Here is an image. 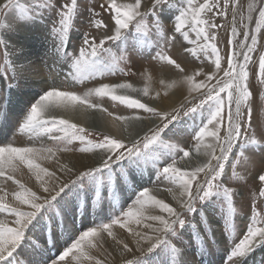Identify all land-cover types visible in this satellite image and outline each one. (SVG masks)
I'll return each mask as SVG.
<instances>
[{"label":"snow or ice","instance_id":"1","mask_svg":"<svg viewBox=\"0 0 264 264\" xmlns=\"http://www.w3.org/2000/svg\"><path fill=\"white\" fill-rule=\"evenodd\" d=\"M99 7L108 13L111 27L98 18L100 12L89 7L91 26L104 34L97 37L83 32L81 44L73 50L69 47L72 33L78 31L76 21L84 13L81 0L0 3V59L5 67L0 71V129L14 119L16 133L34 141L46 137L55 145H0V178L17 186L11 192L12 202L0 187V217H4L0 218V264H105L93 255L105 236L121 246L122 257L131 254L123 264H194L197 253L201 257L209 254L217 242L211 224L218 212L225 238L238 232L236 192L227 184L242 180L238 168L250 163L257 153L264 154V129L257 132L252 123L250 85L253 75L264 85V0L248 3L246 15L240 10V0H151L147 10L143 0H103ZM229 8L230 48L222 56L217 36L223 25L216 19L227 20ZM165 13L170 14L167 24ZM238 16L243 33L237 26ZM38 27L45 30V43L63 64L65 81L84 84L134 75L135 54L163 70L181 74L171 84L160 80L165 96L167 89L177 86H185L188 96H199L193 97L195 102L186 97L187 104L161 110L126 94L140 92L147 97V85L140 89L130 82H101L81 94L54 82L22 99L16 112L13 96L22 95V85L27 84L23 72L16 69L31 63L32 33ZM177 36L185 44V53L196 61H211L215 70L203 73L202 80L197 79L200 71L184 75L185 68L168 54ZM258 48L253 72L251 62ZM10 50H14L11 55ZM141 75L149 82L153 79L147 69ZM92 97H108L134 110L132 116L117 119L143 122L154 117L156 122L142 137L126 143L107 135L91 139L85 128L51 115L80 105L106 111L93 103ZM155 97L159 100L161 92H155ZM189 120L193 125L190 132L185 127ZM186 138L193 142L190 148L183 146ZM70 151L91 153L98 163L83 170L58 163L55 171L40 163L57 152ZM193 152L205 158L201 166H177L178 160ZM22 165L35 177L37 190L16 178ZM258 179L264 185V174ZM161 180L179 190L172 195L176 207L158 198L149 186ZM167 190L172 192V188ZM258 197L264 200V187ZM117 227L132 237L134 246L117 240ZM65 234L67 239L58 248L59 238ZM258 248H264V209L254 208L243 234L227 248L224 264H249Z\"/></svg>","mask_w":264,"mask_h":264},{"label":"rangeland","instance_id":"2","mask_svg":"<svg viewBox=\"0 0 264 264\" xmlns=\"http://www.w3.org/2000/svg\"><path fill=\"white\" fill-rule=\"evenodd\" d=\"M102 2H103V0H91V2H89V0H81V4L84 8V13L82 16L78 17V19L76 21V28L78 29V31H74L72 33V39H71V42L69 45V47L71 49L75 50L79 47V45L81 44V34L85 31H87L91 35H94L97 37H102L104 34L103 30H95L91 26V24L89 22L90 21V15L87 11V9L89 7H93V8H95V10L97 12H100L101 15L98 18L104 19L109 24V27H111V21L109 20L108 13L101 10L99 7V4ZM125 2H131V0H125ZM250 2H252V0H240V10L244 11L245 15H246L247 4ZM150 3H151V0H143L144 10H147L150 7ZM169 15H170L169 13H165V23L166 24H167V20H168ZM253 15H254V21L257 20L258 19V11L256 13H254ZM230 20H231V8H229V17L227 20H225L223 18H219V17L216 19V23L223 25V27L218 30V36H217V44H218V47L221 49V55L222 56L227 51H229V48H230V46L228 44V40L230 38V26H231ZM237 26H238L239 30L241 31V33H243V31L245 29L240 24L239 16L237 18ZM170 27L171 26L169 25V28ZM251 27L254 28V23ZM44 32H45L44 29L38 27L36 29V31L34 33H32L31 54L29 56L31 63L26 65L23 69H20V68L16 69L17 72L22 71L24 76L27 79V84L22 85V93L23 94L22 95L16 94L13 96V107H14V110L16 112L19 111L22 98L25 99V96L27 95V93H29V91H31L32 88H34L33 85L38 87V85L40 86V84H42V82L44 83L45 81H47L46 80L47 75H49L50 71H53L55 69V68H53L54 67L53 60L56 61L57 64L60 63V62H58V58H57L56 54L54 52L50 51V44L45 43ZM41 42L44 43L42 46H41ZM182 44H184V43L181 42V38L179 36H177V39H176V41L173 42L168 54L171 55L173 58H175L177 60V62H179L182 65V67L185 68V70L187 68L189 69V70L185 71L184 75H188V74L191 75V74H193L192 72H194V71H200L202 73V75L197 77V79L202 80V79H204L203 73H210V72H213L215 70L214 65L211 63V61H208V60L196 61L195 59L190 57V55L185 53V51H184L185 44L184 45H182ZM13 51L14 50H10V55L12 54ZM259 51H260V49L258 48L257 53L253 54V60L251 62L253 72L256 70L257 65H258V52ZM132 58H133V63L131 65V67H132V71L135 73L134 75H131V74L130 75H115L112 77H108L104 81H99V80L88 81V82H85L84 84H73L72 83V86L76 89L74 91L83 94L84 92L87 91L88 88L93 87L95 85H98L101 82L111 83V84H115V83H119V82H130V83L135 85V86L133 85L134 87L142 89L148 83L147 80H143L145 78V76L141 75V72L145 69H147L148 71L151 72V75H152L154 80L155 79L156 80L157 79L158 80L159 79L166 80L169 78L171 81H173V80L178 79V77L181 75L177 72L172 71L171 69L163 70L161 67L156 66L154 64H150V63H148V61L136 56L135 54H133ZM222 64H223V61H222ZM4 70H5L4 64L2 62V59H0V71H4ZM8 70L10 71L11 69H8ZM169 71L172 74V77H169V74H168ZM43 75H44V77H43ZM41 77H43V78H41ZM50 80L52 81V79H50ZM250 85H251V89L253 92L252 123H253V127L257 130V132H259L260 129H264V85H260L258 80L256 79V77L254 75L252 76V78L250 80ZM63 87L67 89V87H65V85H63ZM35 89L38 90V88H35ZM39 91H41V90H38L37 92H39ZM138 93H140V92H129L126 94H129L134 98H140L141 102L147 103V104H149V106L156 107L155 106L157 104L156 102L155 103L153 102L154 104H150V102L148 103L144 99H142L138 95ZM193 94H195V96ZM193 94H192V96H194V97L199 96V93H193ZM188 97L189 98L187 100H193V97L192 98L190 96H188ZM91 99H92L93 103L99 104L102 106L103 109H106V111H102L100 109H91V111L97 110L100 113L102 112V114L110 112L116 118L118 116H132L134 114V110L127 108L125 105H122L119 102H114L108 97H105V98L92 97ZM187 100H186V102H184V103L182 102V103L187 104ZM193 102H195V101L193 100ZM75 109L77 110V113H78V110L84 111L85 112L84 115H86L87 109L90 110V108H87L86 106H82V105L77 106ZM77 113H75V115ZM78 114H80V113H78ZM78 114L76 116H80ZM141 114H143V113H141ZM57 118H62V117H57ZM149 119H151V121L156 122L154 117H149L146 120L149 121ZM146 120H144L143 122L134 121V120H131V121L121 120L119 127L121 128V131L129 132L130 136L134 135V134H140V133H142V131L144 129L143 126L145 125ZM73 121L76 122L77 119L76 120L73 119ZM196 123H199V118H197ZM14 125H15V120L13 119V121L10 122V124L7 127L0 129V145H2L5 142H10L14 138L16 139V142H18V140H21V141L24 140L23 141L24 143H20V146L21 145L22 146L31 145L30 140L28 138L27 139L24 138V135L21 134L19 138H17L18 136L15 137L16 134H18V133H16ZM185 127L190 132L192 127H193L192 122L190 120L187 121ZM83 128H85L89 133L92 134L90 138L94 139V140L100 139L105 135L111 136L108 134L107 129L102 131V132L101 131L97 132V131L91 130L90 128L85 127V126H83ZM142 136H143V133L139 137H142ZM111 137H113V136H111ZM113 138H116V137H113ZM50 142H52V141H50ZM125 142L131 143L132 141L129 142L128 140H126ZM192 143L193 142L191 140L186 138L183 141V146L190 148ZM47 146H52L55 148V145L53 143L50 145L48 144ZM73 147H78V145L74 144ZM200 156L201 155L193 152L190 157L184 158L182 160H178L177 166L181 167V168H186V169H194L196 167H199L203 164V161L205 160V158L203 156H201V157ZM191 157H194V158L196 157V160L198 157L199 158L198 163H196V161L194 162L193 161L194 159L191 160ZM19 171H20V169H18L16 174H15L17 179H18L17 176L19 174ZM238 171L240 172L243 179L238 180V181H228V184H227V186L234 188L235 192H236L235 204H236V207L239 211V215L236 218V224L239 226L238 232L234 236L227 237V239L225 238V236L223 234H222L223 236L217 237V242L213 247L210 248L209 254L201 257L197 253V255L193 258L194 264H200L201 260H203V264H224L223 258L225 256L227 248L230 247L233 239H236L239 237V235L243 234L245 224L247 223V217L249 215H251L254 208L256 210L264 209V200H261L258 197L259 190L261 189V187H264V185H262L258 179V176L260 174H264V154L257 153L253 157V159L250 163L239 167ZM226 174H230V170L227 168H226ZM0 180L5 181L3 178H0ZM7 182L10 183L11 185H13L14 188L17 187L14 185V183L12 181H7ZM150 187L153 188L154 194H156L158 196V198L165 199L166 202L172 204L174 207L177 206V202L175 200H173V198H172L173 193L178 194V191H179L175 186L169 184L167 181L161 180V181L153 182V185H151ZM169 188H172V192H169L167 190ZM91 219H94V217L89 218V220H88L89 223L91 222ZM213 220H215V222L212 221L211 227L214 230L216 229L215 227H217V228L221 227V229L223 231V224L221 222L219 212L216 214V217ZM78 226H79V223H78ZM65 238H63V240H65ZM49 239H50V237H49ZM117 240H119V239H117ZM130 246H132V245L130 244ZM60 247H63V246H60ZM56 251H57V249H53L54 253ZM128 255H130V254H127V256ZM103 256L105 259L104 260L105 264H112L115 260H118V258H125V257H122L119 252H117V253L113 252L112 253L111 250H109V252L103 253ZM249 264H264V253L261 255H256V256H254V254H253L249 260Z\"/></svg>","mask_w":264,"mask_h":264},{"label":"bare ground","instance_id":"3","mask_svg":"<svg viewBox=\"0 0 264 264\" xmlns=\"http://www.w3.org/2000/svg\"><path fill=\"white\" fill-rule=\"evenodd\" d=\"M2 2H3V0H0V3H2ZM43 44L44 43L41 42V46ZM182 45H184V44H182ZM53 62H54L53 68H55V69L54 70L52 69L53 71H50L49 75H47V77H46L47 81H45L44 83L42 82V84H40V86L38 85V87L33 85L34 88H32V90L29 91V93H27L25 98H29L32 94H34L38 90H42L54 82L58 85H60V84L65 85V87H67V90H70V91L76 90L72 86L71 81H65L64 80V66H63V64L62 63L57 64V62L54 60H53ZM186 70H189V69L187 68ZM168 74H169V77H172V74L170 73V71L168 72ZM44 75H43V77H44ZM43 77H41V78H43ZM50 79H52V81ZM178 79H179V77H178ZM143 80H147V77L145 76V78ZM160 80L161 79H159V80L158 79L157 80L152 79L151 82H149L147 80L149 83V84L147 83V86H149V88H150L149 96L143 97L141 93H138V95L142 99H144L146 102H148V103L150 102V104H154L156 102L157 104L155 106L161 110H171L174 107H178L180 104H182V102L183 103L186 102V99H185L186 97H187V99L189 98L188 93H187V88L185 86L170 87L169 89H167L168 94L165 96L164 95L165 89L162 87V85H160ZM165 81L170 83V84L172 83V81L169 78L166 79ZM35 88H38V90ZM157 91L161 92V97L159 100H157L155 97V92H157ZM193 95L195 96V94H193ZM194 96H192V97H194ZM75 113H77L76 109H70V110L58 109L55 112H53L51 115H54L55 117H62L63 119H67V120H69L73 123H76L82 127L83 126L88 127L91 130H94L97 132H99V131L102 132V131L107 129L109 135L116 137L118 139L125 140V141L128 140L129 142L135 138H138L142 133L144 134L147 127L154 124V121H151V119H149V121L146 120L145 125L143 126L144 129H143L142 133L134 134V135L130 136L129 132L121 131V128L119 127L121 120L114 117L112 115V113H110V112L102 114V112L100 113L97 110L91 111V108H90V110L89 109L86 110V115H84L85 112L82 110H78V113H80V114H78V113L77 114L80 116H76L77 114L75 115ZM73 119H75V120L77 119V121L74 122ZM20 135L21 134H16L15 137L18 136L17 138H19ZM24 138H26V139L28 138L30 140V144L35 143L37 146H40V145H46L47 146L48 144L50 145L53 143V142H50V140H48L46 137L45 138H38L35 141L30 139L27 135H24ZM23 141L18 140V142H19L18 143V142H16V139L14 138L10 142L16 146H20V143H24ZM191 160H193L194 162L196 161V163H198L199 158L197 157V160H196V157L195 158L191 157ZM204 161H203V163H204ZM40 163H42L43 166L48 167L51 171L56 170L58 163L68 165L69 167L75 166L76 170H83L87 167H92V166L96 165L98 163V157H96L95 155H93L91 153H79L78 151L57 152L56 156L54 158H51V159L45 160V161H40ZM19 169H20V171H19V174L17 176L18 179L21 180V182L25 183L28 187L32 188L33 190H37L38 182L35 180V177L32 175V173L29 172L27 167L22 165ZM154 182H156V181H154ZM151 185H153V183L150 184L149 186H151ZM0 187H3L5 189V191H7L9 193V202H12L11 192L15 189L14 186L11 185L10 183H8L7 181L0 180ZM0 218H4V217H0ZM212 221L215 222V220H212ZM215 228H216L215 229L216 238L223 236L222 235L223 231H222L221 227H219V228L215 227ZM114 231L116 232L117 239H119V240L123 239V240H125V242H128L132 246L135 245V241L132 239L131 236L126 235L125 230L119 229L117 227L116 229H114ZM63 238H65V240L67 239L66 234L60 236L59 241H58V248H60V246H63V244L65 242V240H63ZM58 248H57V250H58ZM108 249L111 250L112 253L113 252L114 253H117V252L120 253L121 246L119 244H117L116 241L105 236V238L103 240L102 247L99 249V251L94 250L93 255H96L100 259L105 260L103 253L109 252ZM263 253H264V248H258L253 254H254V256H256V255H261ZM135 254L138 255L139 253H135ZM125 258L130 259L131 254L128 256L126 254ZM123 259L124 258H118V260H115L112 264H122ZM73 264H77V262L73 261Z\"/></svg>","mask_w":264,"mask_h":264}]
</instances>
